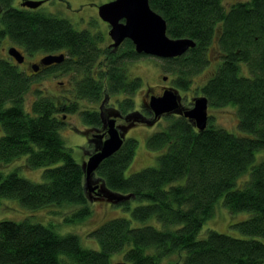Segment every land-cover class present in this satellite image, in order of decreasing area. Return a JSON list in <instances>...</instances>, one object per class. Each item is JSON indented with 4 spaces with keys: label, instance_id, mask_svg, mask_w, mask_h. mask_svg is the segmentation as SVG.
Masks as SVG:
<instances>
[{
    "label": "trees",
    "instance_id": "16d2710c",
    "mask_svg": "<svg viewBox=\"0 0 264 264\" xmlns=\"http://www.w3.org/2000/svg\"><path fill=\"white\" fill-rule=\"evenodd\" d=\"M149 1L166 20L170 37L196 42L184 55L164 59L174 86L189 89L192 78L209 64V49L216 48L218 65L201 93L214 108L237 107L243 134L211 121L199 130L184 115H167L169 125L148 138L151 149L162 151L157 165L126 176L137 147L129 137L97 169L94 182L130 195L122 200L96 195L129 211L89 233L99 249L85 247L75 232L59 233L60 223L0 219V264H114L115 254H122L126 264H162L172 255H179L181 264H264V159L256 158L264 150V0H240L227 8L223 0ZM13 2L0 0V39L7 36L29 53L65 49L71 58L60 68L75 73V89L57 99L36 91L28 110L31 78L0 59V164L26 155L28 167H44L38 182L0 169V207L2 199L17 198L30 211L49 208L60 214L63 208L65 220L76 222L92 214L93 194L84 162L74 158L60 132L63 117L79 112L86 124L104 132L99 110L80 104L116 96V107L133 122L134 95L143 82L128 78V63L144 54L130 40L117 51L105 49L99 46L100 34ZM102 141L92 135L88 154ZM220 200L232 214L249 213L231 224L240 236L210 229L200 238Z\"/></svg>",
    "mask_w": 264,
    "mask_h": 264
},
{
    "label": "rangeland",
    "instance_id": "374dc122",
    "mask_svg": "<svg viewBox=\"0 0 264 264\" xmlns=\"http://www.w3.org/2000/svg\"><path fill=\"white\" fill-rule=\"evenodd\" d=\"M237 1L240 0H223V4L227 8L232 6ZM14 2L13 4L17 5ZM77 3L78 1H76L75 4L77 5ZM89 9L93 8L89 7ZM83 12L79 13L75 9H69V13L59 12L57 14L61 16V18L63 17L69 19L76 29L86 30V28H88L90 29L91 33H94V30H103L98 22L94 20L89 21L87 19H84L83 15H81V13ZM10 44L12 46L15 45V43H13L8 38L0 39V58H7L6 50L7 47L10 46ZM15 46L25 51L23 47H20L17 44ZM215 49L216 48L214 47H211L209 49L208 54L210 55V62L205 68H203L192 78L191 87L189 89H180L176 87L182 98L181 101L184 107H192L194 98L203 95L201 93L200 87L205 84L207 80L214 74L218 65L217 60L219 59V53ZM37 54L43 55L45 54V52H39ZM164 64L165 61L163 58H158L151 55H141V57H138L128 63L127 72H129L130 76H140L141 80L143 81V88L140 87L142 89H139L134 95L137 110H140L142 108V95H144V91L148 86L154 87V89H152V94H155V92L158 93L159 85H168L175 87L171 81V75L164 69ZM243 71L247 72L246 67H244ZM50 75V73L47 75L40 74L37 77V79L35 80V87H32L31 90L26 94V109L29 110L31 108L32 102L36 97V91L43 92L47 95L53 96L56 99L57 97L61 98L71 95V89H67V87H71L73 85L75 77L67 75L62 76L61 74H56L53 76ZM165 76H167V79H164ZM61 80L64 81V83H60ZM115 97L116 96H112L111 98H109V100L113 102ZM102 101L103 99L100 102L94 103L92 101L83 100L81 101L80 105L82 109L99 110ZM107 103L109 102L107 101ZM107 103L106 105H108ZM209 115V122L211 121L212 123H214V125L224 127L235 134H243L238 126L239 114L237 107H235L234 105H226L217 108L209 106ZM63 119L65 120V124L60 129V132L65 140V144L71 150L74 158L78 162L83 163L89 157V154L87 152L89 148L88 138L94 131L91 132L92 129L88 130L90 126L84 122L79 112L68 113V115H65L63 117ZM168 119L169 118L167 116H164L160 120H155L152 125H148L144 122H138L136 125L132 126L130 125L128 133L126 134V138H135L137 140V147L132 162L125 170L126 176H130L132 173L140 171L144 168L157 165L158 156L162 151L159 152L158 150L151 149L148 146V138L154 132L165 129L170 122ZM2 133L3 130L2 128H0V135ZM256 158L257 160H261L262 158L264 159V150L259 151L256 155ZM26 160L27 156L23 155L22 157L14 160L11 163L0 164V169L5 173L16 170L21 176H24L28 179L36 182L42 181L44 167H28L26 164ZM96 177L97 175L95 172L92 179ZM90 196L92 214L82 220H77L76 222L65 220L67 214L64 216L62 215L65 213V211L63 212V208H58V210L62 211V213L60 214H55L53 211L49 212V208L40 210L38 209V211H30L29 209L24 207L17 198L2 199V205L0 207V219L21 221L26 217H29L34 222H42L45 224L49 222L60 223V225H58L57 227L59 233L65 234L68 232H75L79 234L82 244L85 247L99 249L100 245L97 239L95 238V236H91L89 233L100 226V224H102L106 220L119 215H128L129 211H124L120 206H112V204L107 200H98L99 197L94 193ZM248 216L249 213L247 211H240L232 214L227 209V207L224 206L222 200H220L216 207L214 215L205 222L202 230L199 233V237H206L210 229L217 230L222 233H229L232 235L240 236L239 230L236 227L231 226V224L247 218ZM112 259H114V264L125 262L122 254H115ZM162 264H181V258L179 255L178 257L172 255L168 258H164L162 260Z\"/></svg>",
    "mask_w": 264,
    "mask_h": 264
},
{
    "label": "water",
    "instance_id": "95a60500",
    "mask_svg": "<svg viewBox=\"0 0 264 264\" xmlns=\"http://www.w3.org/2000/svg\"><path fill=\"white\" fill-rule=\"evenodd\" d=\"M24 4L35 8L41 5L42 1L27 0ZM1 9L0 5V11ZM99 14L111 26L110 35L114 41V47H119L126 39H130L137 53L169 59L184 55L196 45L194 39L190 37H170L167 34L166 20L151 7L149 0H112L99 6ZM9 53L19 62L24 60V55L16 46H12ZM63 58V54H50L45 56L43 61L52 63L61 61ZM164 79H167V76ZM181 99L178 89L174 87L167 88L162 95L151 96L149 106L154 113V120L145 121V123L152 125L155 120L164 115L179 114L192 119L199 130L206 129L210 117L208 97L202 95L194 98L193 106L190 108L184 107ZM116 117L117 114H112L104 120L107 135L106 137L103 134L100 135L103 139L101 146L89 155L83 167L86 171V184L90 191L100 188L106 195L122 200L129 198L130 195L111 192L104 183H96L92 179L101 163L116 153L125 142L130 126L120 127L117 125ZM93 183L96 184L93 186Z\"/></svg>",
    "mask_w": 264,
    "mask_h": 264
},
{
    "label": "flooded vegetation",
    "instance_id": "af4514ba",
    "mask_svg": "<svg viewBox=\"0 0 264 264\" xmlns=\"http://www.w3.org/2000/svg\"><path fill=\"white\" fill-rule=\"evenodd\" d=\"M25 1H27V0H15L14 3L17 4L15 6L23 8V9L38 10V11H42L46 14H54L60 18H61V16H59L57 13H59V12L69 13V9H71V10L75 9L79 13L84 11L83 13H81V15H83L84 19H87L89 21L94 20V21L99 23L101 28H103V30H101V29L94 30L93 34H100L102 36L101 45L99 44V46H102L105 49L110 48L113 51H117L123 47L126 40H130V39H126L119 47L113 46L114 41L110 35L111 26L107 21L103 20L99 14V6L106 3V2L112 1V0H37V1H42V4L39 5L38 7H35V8L30 7L28 5H25L24 4ZM76 1H78L77 5L75 4ZM89 7H92L93 9H89ZM1 8H2V6H1ZM58 10H59V12H58ZM1 11H2V9H1ZM1 11H0V13H1ZM64 19H66V18H64ZM86 30L90 31V29H88V28H86ZM4 38H8V37L4 36ZM104 44H106V45H104ZM11 46L12 45L10 44V46L7 47V50H6L7 58H0V59H6L8 61H11L15 65H17L19 67V69H21L24 72L25 75L29 76L32 80L31 88L35 87V80L37 79V77L40 74L47 75L50 73L51 74L50 76H53L56 74L57 75L61 74L62 76L67 75V76L75 77V73L73 71H71V70L70 71H63L60 68L61 65L65 61H67L71 58V56L68 55V53L65 49H61L60 51H56V52H45V54L41 55V54H37V53L43 52V51H36L33 53H29L28 51H26V50L23 51L16 46L24 55V60L22 62H19L16 60V58H14V56H12L9 53V49L11 48ZM50 54H53V55L63 54L64 58L61 61H55L52 63L44 62L43 58L47 55H50ZM127 73H128V78L130 80H134L137 77V76L136 77L130 76L129 72H127ZM60 83H64V81L61 80ZM170 87H172V86L159 85L158 93L155 92V94H152V89H154V87L148 86L144 91L145 96L142 95V99H141V107L142 108L140 110L136 109L137 113L135 114V116H133V119H134L133 122H131L130 117H128L127 115H124L123 113H121L119 111V109L116 107V102H115L116 99L115 98H114V101L111 102L109 100V98H111V97L110 96L106 97L104 99V101L101 102L100 108H99V112H100V115H101V118L103 121L104 132H102L100 130L96 131L95 129H93L89 125L90 127L88 130L92 129L91 132L92 131H94V132L91 134V136H89L88 141L92 137V135H99L100 136L101 134H103L104 137H106L107 128L104 127V120H106V118L110 117L112 114H117V117H116L117 125H119L120 127H126V126H130V125H134V124L136 125L138 122H144L145 123V121H153L154 120V113H153L151 107L149 106L150 97L153 95H157V96L162 95L164 93V91ZM142 88H140V89H142ZM174 88H176V87H174ZM67 89H71V91L73 89H75V79H74L73 85L71 87H67ZM155 91H156V89H155ZM119 97L121 98V96H119ZM107 101L109 103H107ZM106 103L108 105H106ZM168 115H170V114H168ZM171 115H179V114H171ZM90 154H92V153L90 152L89 155ZM93 186H94V184H93ZM90 192H91V194L94 193L96 195H104L105 194L100 188L93 189Z\"/></svg>",
    "mask_w": 264,
    "mask_h": 264
}]
</instances>
